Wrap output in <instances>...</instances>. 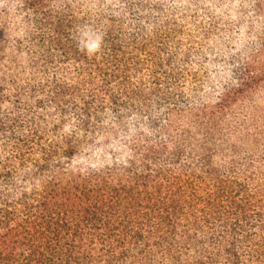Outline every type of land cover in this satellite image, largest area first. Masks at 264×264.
<instances>
[{"label":"trees","instance_id":"obj_1","mask_svg":"<svg viewBox=\"0 0 264 264\" xmlns=\"http://www.w3.org/2000/svg\"><path fill=\"white\" fill-rule=\"evenodd\" d=\"M13 1L0 264H264V152L237 146L263 129L227 118L264 84V0L233 33L191 2Z\"/></svg>","mask_w":264,"mask_h":264},{"label":"rangeland","instance_id":"obj_2","mask_svg":"<svg viewBox=\"0 0 264 264\" xmlns=\"http://www.w3.org/2000/svg\"><path fill=\"white\" fill-rule=\"evenodd\" d=\"M190 2L195 3V5L191 6L193 10L204 15L206 19L212 20L216 26L222 27L225 31L232 33L237 29L245 31L243 25L241 23L238 24V17L244 15L239 10L238 0H169L166 6L169 7L172 5L173 8L181 11L184 6H189L188 3ZM248 18L249 16L246 15L244 20L247 21ZM28 28L29 20L26 10L21 9L16 1L0 0V36L3 35L0 38L2 40L0 48V69L3 68V64H6L11 59L16 60L18 66L22 65L23 57L28 52V44L22 39ZM17 41H21L22 43L18 46V50L16 47ZM10 70L7 73L5 83L8 95L11 94L9 87L12 83ZM7 107L8 104L5 103L4 108L6 109ZM227 118L228 120L235 121L233 122L234 125H240L238 133L253 134L254 137L256 135L254 132L263 129V133L261 134L263 136L258 137L259 142L255 146L251 141L237 143L240 152L245 153L242 156L246 155V151L258 155L264 152V84L254 93L251 99L235 103L228 112ZM243 122L245 123L242 124Z\"/></svg>","mask_w":264,"mask_h":264}]
</instances>
